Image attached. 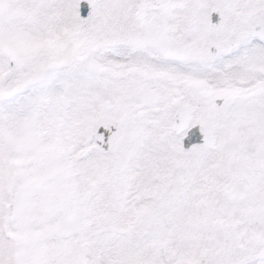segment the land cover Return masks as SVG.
Instances as JSON below:
<instances>
[{
	"label": "snow or ice",
	"instance_id": "1",
	"mask_svg": "<svg viewBox=\"0 0 264 264\" xmlns=\"http://www.w3.org/2000/svg\"><path fill=\"white\" fill-rule=\"evenodd\" d=\"M0 264H264V0H0Z\"/></svg>",
	"mask_w": 264,
	"mask_h": 264
}]
</instances>
